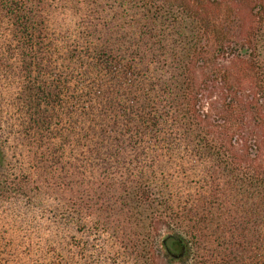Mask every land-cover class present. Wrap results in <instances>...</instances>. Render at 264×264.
<instances>
[{
  "label": "trees",
  "instance_id": "obj_1",
  "mask_svg": "<svg viewBox=\"0 0 264 264\" xmlns=\"http://www.w3.org/2000/svg\"><path fill=\"white\" fill-rule=\"evenodd\" d=\"M0 264H264V0H0Z\"/></svg>",
  "mask_w": 264,
  "mask_h": 264
},
{
  "label": "rangeland",
  "instance_id": "obj_2",
  "mask_svg": "<svg viewBox=\"0 0 264 264\" xmlns=\"http://www.w3.org/2000/svg\"><path fill=\"white\" fill-rule=\"evenodd\" d=\"M192 187L193 186H184L181 187L179 193L180 195H184V194H188L192 191ZM21 212H23L26 215V212L23 209H19ZM28 228V227H26ZM24 225H13L8 229V234L9 235H14L16 237V244L18 246V248H16V254H17V261H21V263L23 262V260H25V258H23L22 252H23V244L21 243V235L24 234V231L26 230Z\"/></svg>",
  "mask_w": 264,
  "mask_h": 264
}]
</instances>
